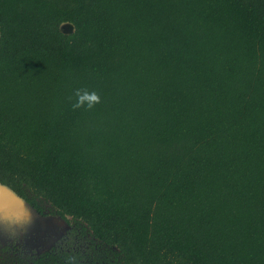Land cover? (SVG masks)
<instances>
[{"label": "trees", "instance_id": "trees-1", "mask_svg": "<svg viewBox=\"0 0 264 264\" xmlns=\"http://www.w3.org/2000/svg\"><path fill=\"white\" fill-rule=\"evenodd\" d=\"M0 182V264H264V0H0Z\"/></svg>", "mask_w": 264, "mask_h": 264}, {"label": "rangeland", "instance_id": "rangeland-1", "mask_svg": "<svg viewBox=\"0 0 264 264\" xmlns=\"http://www.w3.org/2000/svg\"><path fill=\"white\" fill-rule=\"evenodd\" d=\"M61 29L69 31L65 26ZM68 227V223L57 215L41 216L38 223L30 221L28 227L0 222V248L10 246L16 253L37 255L57 243Z\"/></svg>", "mask_w": 264, "mask_h": 264}, {"label": "water", "instance_id": "water-1", "mask_svg": "<svg viewBox=\"0 0 264 264\" xmlns=\"http://www.w3.org/2000/svg\"><path fill=\"white\" fill-rule=\"evenodd\" d=\"M67 29H71L70 23H64ZM0 193L3 194L6 201H0V222L12 224L13 227L26 225L30 226V221L38 223L41 216L28 202L15 193L10 187L0 182ZM10 199L12 204L9 203ZM0 197V200H5Z\"/></svg>", "mask_w": 264, "mask_h": 264}, {"label": "clouds", "instance_id": "clouds-1", "mask_svg": "<svg viewBox=\"0 0 264 264\" xmlns=\"http://www.w3.org/2000/svg\"><path fill=\"white\" fill-rule=\"evenodd\" d=\"M100 102V97L96 92H87L83 91V94H80V91H77V102L73 105V108H80L87 105L88 109H92L96 104ZM76 258L70 257L67 260V264H75Z\"/></svg>", "mask_w": 264, "mask_h": 264}, {"label": "bare ground", "instance_id": "bare-ground-1", "mask_svg": "<svg viewBox=\"0 0 264 264\" xmlns=\"http://www.w3.org/2000/svg\"><path fill=\"white\" fill-rule=\"evenodd\" d=\"M0 197H1L2 199H5L6 196H4L3 194L0 193ZM7 199H8V198H7ZM0 201H6V199H5V200H0ZM8 201H9L10 204H12V202H13V201H11L10 199H8Z\"/></svg>", "mask_w": 264, "mask_h": 264}]
</instances>
